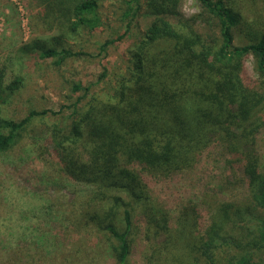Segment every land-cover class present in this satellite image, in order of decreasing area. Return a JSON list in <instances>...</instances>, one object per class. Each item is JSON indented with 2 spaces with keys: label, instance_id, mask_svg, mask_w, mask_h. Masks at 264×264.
I'll return each instance as SVG.
<instances>
[{
  "label": "trees",
  "instance_id": "trees-1",
  "mask_svg": "<svg viewBox=\"0 0 264 264\" xmlns=\"http://www.w3.org/2000/svg\"><path fill=\"white\" fill-rule=\"evenodd\" d=\"M179 1H124L127 29L116 39L106 40L100 51L124 36L127 26L143 11L150 21L127 51L130 65L115 77L111 93L103 98L91 96L79 118L65 130L55 125L52 130L50 141L61 153L64 171L95 186L111 202L88 218L114 240L110 246L113 264H127L134 203H145L146 229L161 233L165 245L172 242L174 233L188 244L189 256L193 257L187 264H220L215 251L230 243L227 226L239 213L231 202H220L203 235L197 237L193 219L187 218V206L181 209L176 227L171 229L166 215L154 212L139 172L131 167L140 164L154 177L168 175L190 167L194 154L215 141L237 154L243 149L241 134L250 136L259 128L255 123L264 109V88L247 87L241 72L249 55L258 76H264V32L253 31V41L235 45L232 26L244 19L234 10L233 0H196L207 15L202 26L207 31L195 28L202 14L184 16L179 11ZM34 2L38 17L57 28L62 36L73 38L81 30L93 31L100 24L101 0ZM55 44L59 40L51 45L37 39L31 46L40 57H56L57 62L79 54ZM16 82L6 83L5 68H0V152L15 142L32 119L50 112L32 109L18 120L3 116L2 106ZM96 85L97 81L84 86L75 84L73 89L82 91L78 101ZM249 154L243 172L253 188V198L264 210V171L258 170L255 158ZM255 207L247 205L244 211L257 213ZM235 247L239 248L238 243ZM251 248L229 264H264V258L256 255V251L264 250L263 219Z\"/></svg>",
  "mask_w": 264,
  "mask_h": 264
},
{
  "label": "rangeland",
  "instance_id": "rangeland-1",
  "mask_svg": "<svg viewBox=\"0 0 264 264\" xmlns=\"http://www.w3.org/2000/svg\"><path fill=\"white\" fill-rule=\"evenodd\" d=\"M124 1L101 0L99 26L69 38L38 17L34 0H0V68H5L6 83L17 80L2 106V115L18 120L32 109L54 112L32 119L15 142L0 152V264L114 263L110 250L114 240L88 218L111 202L95 186L64 171L61 153L54 150L50 139L54 125L65 130L80 117L91 96L103 98L111 93L115 77L130 65L127 51L150 21L143 11L127 26L124 36L100 51L106 40L116 39L127 29ZM233 1L234 10L244 19L232 26L233 43L242 45L254 40L253 31L264 32V0H255L254 4ZM191 9L203 17L195 28L207 31L202 29L207 15L197 1H179V11L184 16L192 15L188 14ZM37 39L51 45L59 40L55 44L59 49L69 48L79 54L59 62L56 57H40L31 46ZM241 78L247 87L264 88V76H258L249 55ZM94 81L97 85L78 101L82 91L74 90V85ZM255 124L259 128L253 136L241 134L243 149L237 154L218 141L211 142L194 154L190 167L155 177L140 164H131L143 180L154 212L166 215L171 229L176 227L181 209L187 206V218L193 219L197 237L203 235L220 202H231L239 208L227 226L230 243L215 251L220 264H229L237 255L252 249L259 221L264 220V210L253 198V188L243 172L248 152L255 158L258 170L264 171V109ZM247 205L256 206L257 213L245 212ZM131 221L127 264H187L193 257L177 233L165 245L161 233L147 231L145 203H134ZM237 243L239 248L235 247ZM256 252L264 258V250Z\"/></svg>",
  "mask_w": 264,
  "mask_h": 264
},
{
  "label": "clouds",
  "instance_id": "clouds-1",
  "mask_svg": "<svg viewBox=\"0 0 264 264\" xmlns=\"http://www.w3.org/2000/svg\"><path fill=\"white\" fill-rule=\"evenodd\" d=\"M191 2V0H190ZM196 11V9H191V11L188 12V14H193Z\"/></svg>",
  "mask_w": 264,
  "mask_h": 264
}]
</instances>
